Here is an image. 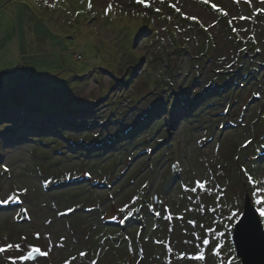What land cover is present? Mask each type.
I'll return each instance as SVG.
<instances>
[{
    "label": "rangeland",
    "instance_id": "obj_1",
    "mask_svg": "<svg viewBox=\"0 0 264 264\" xmlns=\"http://www.w3.org/2000/svg\"><path fill=\"white\" fill-rule=\"evenodd\" d=\"M199 1L0 0V201L24 202L0 207V264H242L235 225L264 200V0Z\"/></svg>",
    "mask_w": 264,
    "mask_h": 264
},
{
    "label": "water",
    "instance_id": "obj_2",
    "mask_svg": "<svg viewBox=\"0 0 264 264\" xmlns=\"http://www.w3.org/2000/svg\"><path fill=\"white\" fill-rule=\"evenodd\" d=\"M0 73V88L2 86ZM234 245L242 264H264V228L251 200L247 198L244 215L236 225Z\"/></svg>",
    "mask_w": 264,
    "mask_h": 264
},
{
    "label": "trees",
    "instance_id": "obj_3",
    "mask_svg": "<svg viewBox=\"0 0 264 264\" xmlns=\"http://www.w3.org/2000/svg\"><path fill=\"white\" fill-rule=\"evenodd\" d=\"M208 7V9H209V11L210 12H212L222 23H223V26L225 27V29H226V27L228 28V29H230L231 31H233V30H236V29H232V28H229V26H228V24H226L225 23V21H224V19L223 18H221V16L219 15V13H217V12H214V11H211L210 10V7L209 6H207ZM239 22H240V19H239ZM239 22H237V25L239 24ZM205 28H207V27H205ZM205 28H203V29H200V28H197V33H199L200 31H203V30H207V31H209L210 29L209 28H207V29H205ZM228 29H226V30H228ZM240 39V38H239ZM250 45L251 46H254L252 43H250ZM239 46L240 47H242V48H245L242 44H241V42L239 41ZM248 50V49H247ZM244 55H247V53L246 52H244L243 53V56ZM47 69V68H46ZM242 74H243V69L240 67V69L238 70V72H237V74H235V80H230L231 82L230 83H228V88H229V86L231 85L232 87H233V89L234 90H232V92L229 94V99H230V101L234 98V97H236L235 96V91L236 90H238L239 89V87H241V81H242V79H241V77H242ZM249 74H251V72H249ZM224 88L225 90L224 91H222V89L221 88ZM242 88V87H241ZM216 92V93H215ZM221 92V93H220ZM228 91H227V87H224V86H222V81H221V83H220V87H219V89L218 90H214V91H211V93H213V94H215V95H222V96H224L225 95V93H227ZM239 103H240V101H238ZM182 104V103H181ZM136 105H131V106H129V107H127L126 109H128L129 111H131L132 109H133V107H135ZM188 106V105H187ZM188 110H189V106H188ZM188 113V112H187ZM116 116L117 117H120V116H122V117H124L125 116V112L124 113H122L121 111L119 112V113H117L116 114ZM115 116V117H116ZM263 133H264V130H263ZM129 139H131V137H123L122 138V140H124V141H126V140H129ZM121 141V140H120ZM109 142H110V144H111V146H109L108 148H110V147H114L115 146V142H113L112 140H109L108 141V144H109ZM86 144L87 145H89V148H92V149H96V146L98 145V140H96V141H93V142H91V141H87L86 142ZM264 145L262 144L261 145V148L260 149H263L262 147H263ZM91 149V150H92ZM105 149H107V148H105ZM174 155V145H173V142L171 143V157ZM147 203V202H146ZM151 203V202H150ZM150 205V204H149ZM233 234H234V232H233ZM234 245V244H233ZM235 248V247H234ZM235 251H236V249H235Z\"/></svg>",
    "mask_w": 264,
    "mask_h": 264
},
{
    "label": "snow or ice",
    "instance_id": "obj_4",
    "mask_svg": "<svg viewBox=\"0 0 264 264\" xmlns=\"http://www.w3.org/2000/svg\"><path fill=\"white\" fill-rule=\"evenodd\" d=\"M139 2H143V0H139ZM161 2H163V0H161ZM91 6H92L91 3L89 2L88 7L91 8ZM145 6H147V5H145ZM111 8H112V6L109 5L108 8L105 9V13L107 14V12L111 11ZM157 11H159V9H157ZM260 185L261 186H264V181H261L260 182ZM201 187H203V185H201ZM257 195H259L258 192H253V196H257ZM14 198H16V197L9 196L8 197V200H12ZM8 200L0 201V203H7ZM254 202L258 206L257 209H256V211L259 213V216L260 217H264V200H262V199H256ZM234 215H236V214H234ZM204 242L207 243V241H204ZM9 247H12V246L9 245ZM16 247H19V245H17ZM2 251H4V249L3 248H0V252H2ZM34 251L39 252L40 250L37 248V249H34ZM200 258L203 259L202 256Z\"/></svg>",
    "mask_w": 264,
    "mask_h": 264
},
{
    "label": "bare ground",
    "instance_id": "obj_5",
    "mask_svg": "<svg viewBox=\"0 0 264 264\" xmlns=\"http://www.w3.org/2000/svg\"><path fill=\"white\" fill-rule=\"evenodd\" d=\"M176 155H177V154L175 153V154H174V157H175ZM182 170H183V169H182ZM22 202H23V201H22ZM23 205H24V202H23ZM30 218H31V217H30ZM32 220H33V219L31 218V222H32Z\"/></svg>",
    "mask_w": 264,
    "mask_h": 264
},
{
    "label": "clouds",
    "instance_id": "obj_6",
    "mask_svg": "<svg viewBox=\"0 0 264 264\" xmlns=\"http://www.w3.org/2000/svg\"><path fill=\"white\" fill-rule=\"evenodd\" d=\"M21 198V197H20ZM5 205H7L6 203H4Z\"/></svg>",
    "mask_w": 264,
    "mask_h": 264
}]
</instances>
